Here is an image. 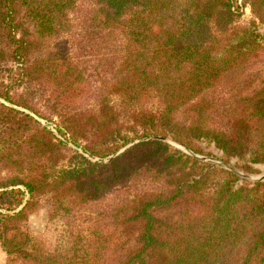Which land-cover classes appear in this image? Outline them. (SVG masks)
<instances>
[{"label":"trees","instance_id":"16d2710c","mask_svg":"<svg viewBox=\"0 0 264 264\" xmlns=\"http://www.w3.org/2000/svg\"><path fill=\"white\" fill-rule=\"evenodd\" d=\"M238 9L234 0H0V69L11 62L13 82L45 87L48 105L62 107L65 137L0 103V168L11 173L0 182V239L12 264H264V181L236 188V174L203 173L206 165L158 140L108 163L58 161L66 140H88L83 150L104 157L133 137L161 135L264 163V70L249 71L264 48L253 21L235 23ZM87 48L104 59L93 90ZM10 88L0 80V97L42 114ZM112 192L122 197L109 211L84 215L78 261L39 252L16 223L45 194L54 213L70 214Z\"/></svg>","mask_w":264,"mask_h":264},{"label":"rangeland","instance_id":"374dc122","mask_svg":"<svg viewBox=\"0 0 264 264\" xmlns=\"http://www.w3.org/2000/svg\"><path fill=\"white\" fill-rule=\"evenodd\" d=\"M234 1L239 6L237 20L235 21V23L238 25H247L251 21H253L255 26L254 27L255 31L256 33L259 34V40L261 41L262 47L264 48V0H234ZM75 14L76 12L72 13V17ZM71 39L73 45H74V41L75 42L82 41L80 36L74 38V36L71 35ZM57 41H62V38H57L54 40L52 39L49 45L52 46L53 43ZM1 44L6 45L5 43H1ZM86 44L87 43H83L84 46H86ZM65 45L67 47V43H65ZM30 53L32 55V50ZM84 54L85 57L83 58V60L85 63L83 65V70L86 71L89 75H91L90 78L91 82L89 84H91L90 88L91 90H93L100 83L99 76H101V70H103L101 67H102V63H104V59L102 60L101 59L102 57L99 56V54L97 53V48H91V49L87 48L85 50H82L81 58L84 56ZM1 67L2 68L0 69V80L4 81L5 84L10 85L11 83V88H10L11 95L27 96L29 103L34 107H36L37 109H39V111L42 114H36L30 109H27L20 105H16L10 101H6L1 97H0V103L4 104L5 106L11 109H14L16 111L31 116L40 127H45L52 134L53 131L51 129L53 128L56 129L58 133H60L57 129L59 126L58 113H60V109H62V107L53 106L51 104L48 105L47 103L48 93L45 87L39 86L36 81L30 83L13 82L14 81L13 79L17 77V75H15L17 74V71H15L14 69L15 65H13L11 62H6ZM260 69L264 70V51L260 53V57L256 60V65L251 67L249 71H255ZM34 90L36 94H34ZM92 99H93V94H90L85 101L88 102L91 101ZM42 115H45L50 119L46 120L43 118L44 116ZM61 136L62 139L60 138L57 139L64 140L65 137L62 134ZM138 137H143V136L133 137L127 142H122V145L116 151L104 157L92 156L83 150L81 146L90 143L88 140H80L79 145L81 146L74 144L70 140H66V145L61 146V150L58 156V161L64 164H68L69 161H75V157L78 154L85 157L87 160L91 162L108 163L109 161H111L112 159H114L115 157H117L118 155H120L128 148L132 147L133 145L126 148L125 150H123L122 152L111 158L110 156L115 154L121 147L126 145L128 142L133 141ZM165 137H169V136H165ZM67 138L69 137L67 136ZM166 144L169 145L168 143ZM198 145L201 148V152L199 153L214 158H220L222 160L225 159L223 151L218 149L213 142H207V140H201L198 141ZM169 146L172 149L179 151L173 145L172 146L169 145ZM78 149H80L81 152ZM179 152L182 153L181 151ZM182 154L186 155L185 153ZM226 162L230 163L233 167L240 169L245 173H249V174H260L264 171L263 162H251L248 156L241 158L238 156H231L227 159ZM200 163L206 165L204 166L203 173L207 172V170L213 167L221 168L219 166H213L203 161H200ZM7 169H8L7 167L0 168V182L4 181L5 179H8L11 176V173ZM197 177H200V175H198ZM244 180L247 181V183L248 182L253 183L252 181L241 179L240 177H238L237 181L234 183V187L237 188L238 186L243 185L245 183ZM20 188L24 191L25 194L24 201H25L28 198V194L24 187L20 186ZM112 193L109 194L107 198H105V200L102 201L98 200L95 202L88 201L82 204L81 206H76L73 210L70 211V214H67L65 212L54 213L51 210V201H50L51 199H49V195L45 194L44 196L38 199L37 205L34 206L33 209L31 208L28 210L26 217L20 221H17L16 223L18 226L21 227V229H23V231H25L27 235H29V237H31V245H34V247L39 252L45 254L52 253L53 255L57 254L61 256L63 260L68 259V257H71L70 254L74 253V255L77 256L78 258V259L75 258V260L78 261L83 256V251H85L83 248L85 247V244L83 240L79 237V235L82 230L84 233V229L88 225H90L89 223L86 224L84 222V215L96 216V214L99 211H103V212L109 211L110 210L109 206L113 204V201H117L118 198L122 197V194L120 193H116V192H112ZM24 201L21 206H23ZM2 211L5 212L4 210ZM171 212L173 211L169 210L166 213H171ZM110 219H111L110 217L104 218L105 221H109ZM0 231H1V226H0ZM15 231H16V227L7 228L6 235L10 237ZM11 258L12 257L8 255L7 252L4 250V247L2 246L0 239V264H12ZM18 264H35V263L19 260ZM52 264H54V262Z\"/></svg>","mask_w":264,"mask_h":264},{"label":"water","instance_id":"95a60500","mask_svg":"<svg viewBox=\"0 0 264 264\" xmlns=\"http://www.w3.org/2000/svg\"><path fill=\"white\" fill-rule=\"evenodd\" d=\"M53 131L54 134L57 135V137L61 138V136L58 134V132L56 131V129H51ZM149 140H158V141H163L165 143H168L169 145H173L174 147H176V149H178L179 151H181L182 153H185L186 155L193 157L199 161H203V162H207L213 166H219L221 168H224L234 174H236L238 177H240L241 179H246L252 182H259V181H263L264 180V171L260 174H249V173H245L244 171L237 169L235 167H233L230 163L220 159V158H214L211 156H206L203 155L199 152H196L190 148H188L187 146L183 145L182 143L175 141L172 138L169 137H164L161 135H151V136H143V137H138L136 139H134L133 141L128 142L126 145H124L123 147H121L115 154H113L111 157L119 154L120 152H122L123 150H125L126 148L134 145L135 143L141 142V141H149ZM80 152L81 150L78 149ZM86 155V154H85Z\"/></svg>","mask_w":264,"mask_h":264}]
</instances>
